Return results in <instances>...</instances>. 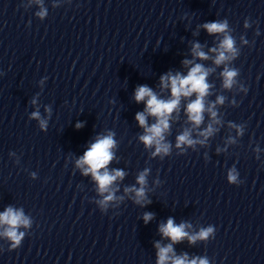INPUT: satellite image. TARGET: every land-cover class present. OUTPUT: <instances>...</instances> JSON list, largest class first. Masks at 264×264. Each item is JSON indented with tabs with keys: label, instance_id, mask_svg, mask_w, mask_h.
Wrapping results in <instances>:
<instances>
[{
	"label": "clouds",
	"instance_id": "1",
	"mask_svg": "<svg viewBox=\"0 0 264 264\" xmlns=\"http://www.w3.org/2000/svg\"><path fill=\"white\" fill-rule=\"evenodd\" d=\"M45 13L42 11L38 15L43 16ZM247 26V24H246ZM228 25L227 22H210L205 23L203 28L207 30L209 34L225 33ZM193 55L200 59H207L206 53L200 50V45L195 44L193 46ZM213 52H218L214 63L220 65L231 57H235L236 49L234 47V40L230 35H225L219 50L211 49ZM191 61H185V64H190ZM209 74V70L205 69L201 64H195L190 68L186 76H182L180 73L175 75L168 74L167 76L161 77L162 88H170L171 98L164 100L158 98V96L152 91L151 88L147 86H139L135 90V101L137 103L145 102V112H138L136 114V120L139 125L144 128L145 134L140 136V140L144 143L146 147H155L153 156L163 153L167 155L170 151V144L165 142L164 133L169 128V118L171 114L178 108L180 104L181 97L188 98L195 94V99L191 100L186 106V112L189 121L194 125L199 126L203 121V113L205 111L204 98L208 95L210 85L206 82V77ZM223 76V86L225 88H231L235 83V77L237 76V71L225 68L222 72ZM217 103H223V97L217 98ZM208 111L214 118L216 113L212 111L209 107ZM147 114V115H146ZM147 116H152L156 118V122L148 125ZM33 117L39 119V113H33ZM40 125L43 128L45 126V121L41 120ZM81 124H77V128L81 127ZM213 128L211 125L201 132L200 135L207 137L211 135ZM196 143H203V141H197L190 138L189 132H184L182 135L177 137L176 147L181 148L182 145L194 146ZM115 146V140L112 134L107 136L98 137L94 143L85 151L84 155L77 160V166L83 167L84 174L87 175L91 173L93 179L97 182L99 192L109 193L105 197V201H111L114 198V194L110 192V186L118 178L123 179L124 172L121 170H114L109 172L107 166L113 159L112 148ZM86 166V167H84ZM103 170V171H101ZM148 170L145 169L137 177V182L141 185L139 189L132 188L126 189L125 191H134L137 204L145 198V188L146 175ZM238 173L235 169H231L228 173L229 183H237ZM102 206L104 201H101ZM144 222L147 223L152 219L151 213L144 214ZM30 221L24 217L22 211H17L11 207L7 208L3 213H0V225H6V231L4 235L12 241V248L19 246L20 241L23 238V233H19L17 229L20 226H29ZM188 225L186 224H175L174 221L169 218L166 224L160 226V232L164 237L170 238L173 243L179 242L184 238H188L190 243H195L197 239L206 240L211 234H213L214 229L208 227L202 229L198 234L190 236L188 232L185 231ZM158 248V264H209L206 258H196L188 260L187 256L177 257L173 253L172 245L169 244L165 247ZM11 250V249H10Z\"/></svg>",
	"mask_w": 264,
	"mask_h": 264
}]
</instances>
